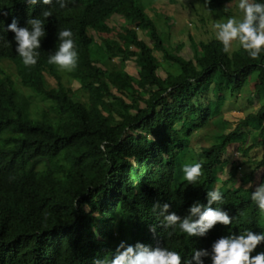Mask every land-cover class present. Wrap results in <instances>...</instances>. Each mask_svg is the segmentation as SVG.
<instances>
[{"label": "trees", "instance_id": "obj_1", "mask_svg": "<svg viewBox=\"0 0 264 264\" xmlns=\"http://www.w3.org/2000/svg\"><path fill=\"white\" fill-rule=\"evenodd\" d=\"M235 1L210 0L208 9L217 11ZM47 8L53 15L46 19L40 57L25 66L7 25L15 19L26 26ZM113 16L127 26L116 39L101 38L102 53L105 65L114 58L121 65L103 69L93 59L94 34H111ZM0 21L5 29L0 31V64L13 65L21 87L0 68V264H94L121 241L167 246L181 253L184 264L194 248L210 251L229 232L264 231V216L250 199L264 181V154L259 159L249 155L255 147L264 150V52L256 59L240 47L226 53L214 38L193 42L194 59L187 60L165 47L156 22L138 0H68L63 9L54 2L33 6L25 0H0ZM65 27L73 31L78 61L64 71L79 84L84 100L62 83L63 69L48 63V54L58 46L57 31ZM139 31L153 47L139 38ZM154 51L176 72L160 77ZM128 56L141 66L137 77L124 70ZM46 74L56 80L55 87ZM214 89L216 96L202 102ZM228 102L251 108L259 103V108L229 133L218 122L209 144L195 153L193 139ZM253 132L259 134L258 143L246 147ZM231 145L252 171L239 187L232 185L240 168L234 164L229 179H218ZM189 161L203 165L193 184L181 171ZM258 170L259 180L247 188L244 183L254 182ZM217 187L223 192L222 208L235 219L227 226L217 223L204 237L172 232L152 211L154 203H168L170 211L183 217L193 202L207 205V191ZM259 251L264 242L252 255Z\"/></svg>", "mask_w": 264, "mask_h": 264}, {"label": "clouds", "instance_id": "obj_2", "mask_svg": "<svg viewBox=\"0 0 264 264\" xmlns=\"http://www.w3.org/2000/svg\"><path fill=\"white\" fill-rule=\"evenodd\" d=\"M29 5L38 2L44 5H58L60 9L67 6L68 0H25ZM210 0H204L203 5L208 7ZM239 16L228 15L217 20L212 28L215 39L222 46L223 51L228 52L235 41L247 55L256 59L264 52V0H237ZM227 12V9H224ZM53 15L51 9L42 11L40 16L30 18L26 26H19L14 19L7 25V31L14 33L16 44L15 52L25 66H33L40 57L41 39L46 35V19ZM3 22L0 21V31H4ZM2 38V37H0ZM58 46L48 54V63L58 68L71 71L76 67L78 51L75 46L74 34L70 28H59L57 31ZM6 44H9L5 40ZM107 143H101V149ZM203 165L199 161L185 162L181 171L183 178L193 184L202 175ZM207 205L199 201L193 202L183 217L175 211H170L168 203L156 202L152 205V211L162 218L161 224L174 232L179 229L187 237H204L217 223L230 225L235 217L222 208L224 197L220 188H213L206 193ZM250 199L255 204L261 216H264V181L255 186L250 193ZM215 203V207H212ZM150 231L155 232L156 226L152 225ZM172 232L168 235L171 236ZM264 242V231L254 232L245 229L239 234L229 232L216 239L210 251L200 248L193 249L190 259H185L184 264H205V257L210 259V264H264V251H253ZM181 253L167 246L151 247L137 242L135 245L121 241L115 251L107 253L103 258H97L94 264H181Z\"/></svg>", "mask_w": 264, "mask_h": 264}, {"label": "rangeland", "instance_id": "obj_3", "mask_svg": "<svg viewBox=\"0 0 264 264\" xmlns=\"http://www.w3.org/2000/svg\"><path fill=\"white\" fill-rule=\"evenodd\" d=\"M203 3L204 0H176L174 3H171L169 0H138V6L144 9L146 13L156 22L165 47L173 53L179 51L178 55L187 60L194 59V50L192 49L193 42L198 45L201 42H207L215 38L212 25L217 20L228 15H240L236 6L237 1L227 4L222 9L213 12L210 11L208 7H205ZM224 9H227V12H225ZM108 25L113 28V32L111 34L101 36L94 34L93 59L97 62V65L103 69L111 66L119 67L121 63L118 58H114L111 62H107V65H105L101 38L106 37L116 39L117 34L122 31V27L127 26V23L123 18L113 16L108 22ZM138 34L142 41H144L148 46L153 47V43L143 32L139 31ZM238 47V44L234 41L229 51L232 52ZM133 50L138 51L136 48ZM154 55L157 57L161 65L158 70V75L160 77L165 78L168 72H176L177 69L172 63L162 61V53L154 51ZM2 62L3 63L0 64V68L4 73L10 75L16 86L21 89L17 79H15L13 65L6 61ZM124 70L128 74L137 77L141 71V66L137 58L133 56L126 57L124 60ZM61 72L62 83L65 86L70 87L74 93L78 94V96L83 97L84 100L85 97L79 90V84L76 81L71 80V77L68 76L66 71L61 70ZM46 79L51 87L56 86V80L52 76L46 74ZM252 87L253 86L251 84L250 88ZM214 96H216L215 89L210 91V96H205V98H202L201 101L205 102L206 100L213 99ZM220 101H223V99L220 98ZM36 104L39 107L42 105L41 102H38V100ZM258 108L259 103L251 108L243 102L242 104H237V106L228 102L222 109L221 115L212 119L213 121L210 122L206 128L199 131L193 139L192 146L195 153L198 154L202 146L209 144L207 141H211L212 135H214L219 128L217 126L218 122H224L221 126L225 129V133H229L237 127L240 120L244 119L250 112H256ZM258 140V132H253L249 137L246 147H250L252 145L255 146L258 143ZM263 154L264 150L259 147L253 148L249 153L251 157H255L256 159L261 158ZM223 159L227 164L223 170L219 172L218 179L221 182L229 179L231 168L234 164L236 167L240 168L235 174V181L232 185L235 187L241 186L242 177L245 174L248 175L252 172L247 168V166L242 165L246 162V158L237 151L236 145H231L227 153L224 154ZM130 162L135 164V160L133 158ZM260 173L261 170L256 171L255 181H247L244 183L245 186L247 188L254 186V184H256L259 180ZM86 211H88V209H86Z\"/></svg>", "mask_w": 264, "mask_h": 264}]
</instances>
